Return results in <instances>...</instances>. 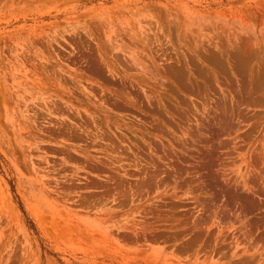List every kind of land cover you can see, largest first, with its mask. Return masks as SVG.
<instances>
[{
	"label": "rangeland",
	"instance_id": "rangeland-1",
	"mask_svg": "<svg viewBox=\"0 0 264 264\" xmlns=\"http://www.w3.org/2000/svg\"><path fill=\"white\" fill-rule=\"evenodd\" d=\"M0 264H264V0H0Z\"/></svg>",
	"mask_w": 264,
	"mask_h": 264
}]
</instances>
